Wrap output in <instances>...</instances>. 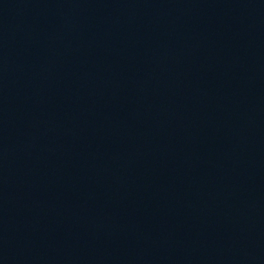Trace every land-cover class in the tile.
Segmentation results:
<instances>
[{
  "label": "water",
  "instance_id": "water-1",
  "mask_svg": "<svg viewBox=\"0 0 264 264\" xmlns=\"http://www.w3.org/2000/svg\"><path fill=\"white\" fill-rule=\"evenodd\" d=\"M0 264H264V0H0Z\"/></svg>",
  "mask_w": 264,
  "mask_h": 264
}]
</instances>
